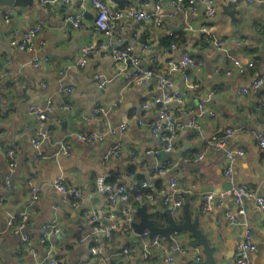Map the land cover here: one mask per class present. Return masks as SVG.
Here are the masks:
<instances>
[{
	"label": "crops",
	"instance_id": "0c3cea01",
	"mask_svg": "<svg viewBox=\"0 0 264 264\" xmlns=\"http://www.w3.org/2000/svg\"><path fill=\"white\" fill-rule=\"evenodd\" d=\"M108 1L112 6L120 7L144 2L152 11L157 0ZM230 1L215 0L216 15L209 20L204 18L203 4L197 2L195 13H178L167 19L164 29L152 21L135 20H124L116 29L115 36L122 37L125 42L132 40L136 32L135 54L146 65H151L152 58L156 57L158 69L169 73L172 80L166 93L183 94L182 106L187 110L186 114L179 110L176 102L173 103L178 128L174 150L161 155L155 153L162 148L160 139L147 126L157 119L161 107L154 103L163 91L157 80L152 79L145 85L130 83L129 64L115 61L104 51L90 56L88 68L73 67L84 46L105 40L104 34L94 30L96 11L90 4L85 7L86 24L82 28L67 21V16L80 8L79 1L68 5H43L39 0H33L27 6H0V95L4 100L0 103V264H38L43 258H57L60 264H77L83 259H90L91 264H190L192 259L199 257L205 261L203 247L190 245L196 238L188 230H178V234L174 231L172 241L161 240L154 248V256L147 260L142 257V243L128 239L121 232L113 245L94 260L90 256L92 240L83 243L76 240L78 235L91 234L89 227L78 232L86 211L106 212L108 209L106 195L99 190L101 180L115 177L131 189H135L142 179L165 184L168 176H158L154 168L168 157L173 161L168 175L178 179L179 193L184 194L185 201L189 199L192 219L199 215L198 226L215 248L216 264H234L236 245L243 237V229L226 220V215L234 209L233 201L227 197L220 206L213 201L211 210L204 212L202 197L208 193H221L228 184L238 187L246 184L264 197V147L255 135L256 132L264 135V121L260 118L263 110L258 102L264 100V84L259 89L249 86L255 77L264 74V0H240L234 16L224 11ZM172 4L173 0H165L163 5L169 11ZM206 21L211 34L224 42L223 47L205 40L200 28ZM32 25L40 27L32 51H21L9 44L10 39H19ZM179 35L176 46L170 47L169 40ZM144 42L149 43L150 49L144 48ZM183 54L199 56L204 63L200 70H184L192 75L197 87L185 83L184 71L168 70V60ZM35 57L40 60L38 66L33 63ZM231 57L243 64L253 61L254 66L244 74L232 67L233 74L227 75L223 70L229 66ZM43 58H48L49 62ZM217 68L221 72H217ZM97 72L111 78L103 90L98 88L94 77ZM69 87L73 88L71 109L62 110L61 96ZM244 87H248L247 92L242 91ZM50 100L55 103L56 110L48 113L43 125L51 130L52 139L42 144L40 150L44 158L37 160L31 138L42 122L30 116L28 111L34 105L46 106ZM205 100L208 113L200 114V102ZM146 103L149 104L147 108L144 107ZM96 106L107 111V118L114 127L126 123L125 133L109 135L96 144L78 139L76 133L103 129L102 117L91 114ZM3 110L5 115H2ZM191 121L200 126L198 132L187 126L179 129L180 124ZM228 127L236 132L227 149L244 150V155L237 157L233 164L232 180L225 175L227 160L223 150H212L198 162H184L185 158L200 153L203 139ZM117 141L123 146L122 153L106 159L108 150ZM61 142L68 144L69 155L62 153ZM9 148L14 149L17 156L13 170L7 161ZM60 176L68 185L82 191L79 206L63 200L54 188L53 182ZM7 178L10 180L8 186L5 184ZM31 184L44 188L37 202L32 201ZM147 206L150 217L158 225L169 224L165 214L169 208L160 196ZM246 206L257 243L253 259L255 264H264V208L253 199H247ZM22 210L28 212L23 233L33 237L30 245L22 243L21 233L8 228L10 217L18 216ZM173 217L177 223L184 222V207ZM55 218L59 220L60 233L44 245L39 240L42 225ZM140 218L135 212V222ZM172 242L185 245L186 252L170 251L174 246ZM126 244H131L130 253L110 260V254ZM169 254L175 256L174 261H166Z\"/></svg>",
	"mask_w": 264,
	"mask_h": 264
},
{
	"label": "built area",
	"instance_id": "2783aa9c",
	"mask_svg": "<svg viewBox=\"0 0 264 264\" xmlns=\"http://www.w3.org/2000/svg\"><path fill=\"white\" fill-rule=\"evenodd\" d=\"M43 5H51L60 3L63 5L71 4L75 1L80 2V8L75 12L67 16V21L72 23L76 28H82L85 26V7L90 4L95 9L94 17V30L98 33L105 35L103 41H93L84 46L80 51V56L77 58L74 68L86 69L90 65V56L98 54L100 51L107 53V56L111 57L118 62L129 64L130 67V83L145 85L152 79H156L162 93L154 100V103L161 106L159 109L158 117L154 121L147 124L152 132L158 135L162 148L165 152L171 153L174 150V140L178 135L175 126V109L173 103L176 102L179 105V110L186 114L187 110L183 105V94L177 93L176 95L167 94L165 89L167 86L172 85V80L169 73L160 71L156 65V57L152 58V64L146 65L142 62L140 56L135 54L134 48L137 41V33L133 34L132 40L125 42L122 37H116V29L119 24L124 20L135 21H152L157 27L164 29L167 19L173 18L178 13L181 14H193L197 11V2H201L204 6V18L211 19L216 15L215 0H173L172 9L166 10L164 8L165 0H157L155 2L153 10H149L147 4L144 2L130 5V6H112L108 0H39ZM248 2L254 0H247ZM1 6V5H0ZM65 10H67L65 8ZM9 19L6 18V21ZM208 22L200 28L204 38L207 42H212L218 47H223L224 42L218 40L211 34ZM264 28V27H263ZM40 27L32 25L19 39L12 38L9 40L11 46L16 47L21 51H32L34 46V40L39 32ZM170 34H173L170 31ZM144 48L150 49L148 42H144ZM176 44L172 43L170 47H175ZM110 52V53H109ZM45 62H49L48 58H43ZM35 66H38L40 60L35 57L33 60ZM229 66H227L223 72L227 75L233 74V68L244 74L246 71L254 66V62L250 61L247 64H243L239 59L230 58ZM169 72L178 70H200L204 63L199 56H193L183 54L178 58L170 59L167 62ZM217 72H221L219 68ZM97 80L98 88L103 90L110 83L111 78L105 76L103 73L97 72L94 74ZM184 81L190 87H197L198 83L194 82L191 74L184 71ZM264 84V74L262 76L255 77L250 83V87L253 89H259ZM72 87L67 88L61 96L60 109H71V95ZM248 87L242 89L243 92H247ZM208 100V99H207ZM207 100L200 102V114L208 113L206 109ZM260 107L264 112V100H258ZM0 103L3 104L4 100L0 95ZM148 103L144 104L147 108ZM56 110L55 103L48 101L46 106L34 105L29 108L28 114L33 116L42 124L36 129L34 136L31 138L32 145L36 148L37 160L44 158L43 152L40 150L43 143L52 139V132L45 125L48 113H52ZM93 117H102L103 129L101 131H91L88 133H76L78 139L87 142L89 144H96L103 142L109 135L116 136L117 134L123 135L127 129V124H121L119 127H114L107 118V111L104 108L96 106L92 110ZM211 115H215L214 112H210ZM142 123L141 120H139ZM179 129L189 128L195 129L197 132L200 130V126L191 121L188 124H180ZM236 132V129L228 127L221 132H216L210 137L203 139L201 142L200 153L195 157H187L184 162H198L203 160L205 155L212 150H223L225 158L227 160V168L225 175L229 180H232L234 174V162L237 157L244 155L242 149H227V145L231 137ZM2 135L0 131V136ZM260 140V145L264 147V135L262 132H256L255 134ZM61 151L64 155H69V146L66 142H61ZM155 151L156 154H160V150ZM123 151V146L120 141L108 150L105 155L106 159L110 157H118ZM8 166L11 170L16 167V152L14 149H8L7 152ZM134 154V152H132ZM173 161L170 157L166 158L162 163H159L154 168V172L160 176H168L165 184L158 186L156 183H150L147 180H140L135 189H131L128 185L117 181L108 182L107 180H101L99 182V190L106 195L107 207L106 212L101 211H86L84 213V220L78 226V232H84L86 227L91 229V234L85 237L77 236V242L83 243L87 239L92 240V246L90 248V256L92 260L97 259L99 255L107 250L108 247L116 241L118 235L125 234L130 240H137L142 243V257L144 260L150 259L154 256V248H156L161 240H165V235L158 234L154 237L150 236V232L145 230L141 233L135 231L134 228V216L138 207L144 203H154L158 196L161 197L162 203L167 206L173 216L177 215L185 202V196L179 193L178 179L174 176L168 175ZM181 169V168H180ZM178 169V171L180 170ZM130 174L133 172L129 171ZM133 175V174H132ZM5 184L10 185L9 178L6 179ZM54 188L60 193L61 198L65 201H71L73 206H79L81 198L83 197L82 191L72 185H68L64 177H58L53 182ZM43 186H36L31 184V196L32 201L37 202L40 200L43 192ZM230 197L234 204L233 211H230L226 215V220L233 226H241L243 229V237L236 245L234 264H255L253 254L257 250V243L253 232V227L249 221V210L246 206L247 199H253L259 206L264 208V197L260 196L255 190L251 189L248 185L234 186L233 189L223 191L221 193H208L203 195L202 210L204 212L210 211L213 206V201L217 202L218 206L222 205L225 198ZM1 200V199H0ZM18 216H11L8 221V228L12 229L15 233H21V241L25 245H30L33 241V237L29 233H23L27 227L28 212L22 210L18 212ZM60 224L58 219H52L46 223H43L41 228L40 243L46 244L51 241L54 236L60 233ZM174 234H178L175 231ZM174 243V242H172ZM131 244H126L124 248L118 252L110 254V260L119 259L126 256L131 251ZM168 250V249H167ZM179 251L181 253L186 252V246L181 243H174V246L170 248V251ZM36 255V252L33 251ZM175 260V256L169 254L166 257L167 262ZM201 258L196 259L195 262L190 264H199ZM38 264H60V261L56 258H43ZM77 264H91L90 259H83Z\"/></svg>",
	"mask_w": 264,
	"mask_h": 264
},
{
	"label": "water",
	"instance_id": "95a60500",
	"mask_svg": "<svg viewBox=\"0 0 264 264\" xmlns=\"http://www.w3.org/2000/svg\"><path fill=\"white\" fill-rule=\"evenodd\" d=\"M240 0H232L227 5L224 6V11L234 16L236 12V5ZM33 0H0V5H15V6H27L32 4ZM235 11V12H234ZM172 29V28H171ZM162 93V91H161ZM160 93V94H161ZM260 118L264 121V112L261 111ZM162 152H165L163 149L160 150V155ZM235 185L228 184L224 186V190H231ZM184 212L186 215V219L182 223H177L172 216L170 210H167L165 214L169 218V224L167 226H160L157 224L154 218L150 217L148 212V206L146 203L140 205L136 211L138 215H140V221L134 222L135 231L141 233L145 230L150 232V236L154 237L158 234L165 235L169 240H173L171 235L174 231L178 230H188L193 236L196 238L194 242H190V245L193 247L202 246L203 252L205 253L206 260L199 262V264H216V258L214 255V247L209 243L207 236L204 232L199 228V215L192 219V215L189 211V199L186 198L184 202ZM201 213V209L199 211ZM196 259H192L191 262H195Z\"/></svg>",
	"mask_w": 264,
	"mask_h": 264
},
{
	"label": "trees",
	"instance_id": "16d2710c",
	"mask_svg": "<svg viewBox=\"0 0 264 264\" xmlns=\"http://www.w3.org/2000/svg\"><path fill=\"white\" fill-rule=\"evenodd\" d=\"M179 37H180V35L179 36H177V37H175V38H173V39H170L169 40V45L170 44H172V43H175L176 44V41H178L179 40ZM132 172V171H131ZM108 182H117L118 180H117V178H112V179H109V180H107ZM158 186H162L163 184L161 183V182H158V184H157Z\"/></svg>",
	"mask_w": 264,
	"mask_h": 264
},
{
	"label": "rangeland",
	"instance_id": "374dc122",
	"mask_svg": "<svg viewBox=\"0 0 264 264\" xmlns=\"http://www.w3.org/2000/svg\"><path fill=\"white\" fill-rule=\"evenodd\" d=\"M5 114H6V111L3 110V111H2V115H5Z\"/></svg>",
	"mask_w": 264,
	"mask_h": 264
}]
</instances>
